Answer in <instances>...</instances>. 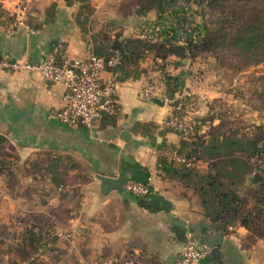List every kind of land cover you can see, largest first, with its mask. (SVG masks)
Wrapping results in <instances>:
<instances>
[{"label":"crops","instance_id":"1","mask_svg":"<svg viewBox=\"0 0 264 264\" xmlns=\"http://www.w3.org/2000/svg\"><path fill=\"white\" fill-rule=\"evenodd\" d=\"M127 1L0 0V55L37 63L61 44L71 59H86L91 53L109 57L118 35L121 39H144L145 30L157 32L159 25L163 33L154 36L170 42L175 32L169 30L174 21L168 11L160 7L145 10L137 4L127 13ZM22 4L26 14L18 25L16 11ZM178 60L169 58L165 70L174 88L189 91L199 103L195 121L196 135H204L201 142L196 141V135L187 139L165 129L171 108L159 99L146 101L139 96L147 75L156 67L151 52L134 64L124 61L111 71L121 84L117 114L103 117L93 130L56 119L54 114L63 105L65 94L61 83L35 72L0 70V155L14 159L15 182L38 188L39 179L47 176L52 194L76 197L71 207L58 203L61 200L56 196L51 199L52 209H65L68 214L60 222L66 228L53 236L60 240L59 257H70L71 262L58 264L125 258L143 264H176L188 231L207 242L211 251L219 248V259L210 253L202 264H257L264 260V238L252 226H244L242 217L223 214L214 199L210 175L216 173L212 166L215 158L204 149L210 143L211 128L220 120L211 113L212 101L207 99L211 92L185 69L191 61ZM174 147L185 153L196 148L198 165L184 170L168 163L161 151ZM41 170L46 174L37 172ZM251 173L252 168L248 175ZM66 174L70 177L67 184ZM99 175L125 177L124 184H147L155 192L139 198L107 191ZM2 187L8 185L0 180L4 191ZM2 200L4 208L8 206L18 216L24 214L20 197L4 191Z\"/></svg>","mask_w":264,"mask_h":264},{"label":"rangeland","instance_id":"2","mask_svg":"<svg viewBox=\"0 0 264 264\" xmlns=\"http://www.w3.org/2000/svg\"><path fill=\"white\" fill-rule=\"evenodd\" d=\"M138 2L139 0L127 1L125 11L127 13L133 11ZM167 5L163 4L165 11L169 12L166 15L174 21V26L173 24L170 25V32L174 34L172 29H186L185 31L191 34L192 38L190 37V39L197 43L200 42V32L203 31V25L205 23L210 24L219 15V11L212 15V11L207 9L205 5L199 7L190 4L189 8L192 12L182 13L183 15L179 12L178 16L181 20H178V16L169 11ZM187 26L189 30H187ZM157 27V32L147 33L148 30H145L141 36L145 35L143 38L150 41H163L154 36L156 33H163V27L161 28V25ZM180 39L177 38L174 42L176 44L182 42L183 40ZM178 61H191L188 64L189 66H185L186 71L191 72L196 80H201L208 91L211 92L207 99L212 101L213 111L211 113L213 117L218 118L221 123L219 124L220 128L215 133L219 139L222 140L224 135L241 139L243 136H253L260 133V131H264V61L248 63V60L238 55L237 51L223 48L204 53L195 59H191L189 56L186 60L181 59ZM260 149H262V146H260ZM235 156L244 157L252 163V173L246 176L238 191L243 198V203L247 206L244 215L247 213L255 214L257 210L253 211L254 206L261 205V199H264V182L256 185L251 184L249 178L255 171L264 176V157L263 159L251 158L243 152H236ZM257 166L259 167L257 168ZM14 169V159L8 158L4 154L0 155V180H2V183L5 181L8 185V187L2 188L13 198L19 199L20 197L25 206L24 214L21 216L10 210L8 206L4 208L1 202L3 201L4 191H1L0 264H58L61 261L71 262L70 257H59L62 252L58 248L60 247V240H56L53 236L58 229L66 228L61 224V220L66 218L68 214L65 209H52L51 199L56 196L57 199L61 200L58 203H63L65 207H71L75 205L76 197L74 199V195H67V193L65 196L63 193L52 194L51 179L47 176L39 179L41 183L37 184L38 188L27 187L23 182H19L17 185L12 174ZM37 172L41 175L46 174L42 170ZM69 178L66 174V184ZM35 189H38L39 192H35ZM45 190L49 192H44ZM261 207L263 211L258 215V218H249L254 223L252 229L258 236L264 238V206ZM38 208L40 211L37 210ZM15 222L17 223L15 224ZM56 251H59V253ZM56 253L59 255H53ZM44 255L49 258L42 257Z\"/></svg>","mask_w":264,"mask_h":264},{"label":"built area","instance_id":"3","mask_svg":"<svg viewBox=\"0 0 264 264\" xmlns=\"http://www.w3.org/2000/svg\"><path fill=\"white\" fill-rule=\"evenodd\" d=\"M25 14L26 5L22 4L16 11L15 20L18 25L23 22ZM123 62L120 50H114L109 57L91 53L86 59H71L63 46L58 44L37 63L27 60L15 61L0 55V70L11 73L35 72L45 80L61 83L65 87V94L62 99L63 105L54 114L56 119L65 125H79L93 130L100 119L117 114L116 97L121 84L110 73ZM139 96L146 101L159 99L161 103L171 108V116L164 121L165 129H171L187 139L196 135L195 116L199 103L193 99L189 91L171 90L168 73L161 67L151 69L146 77V83L139 90ZM161 155L168 163L179 169L192 170L199 163V157L195 153H185L176 147L163 149ZM124 188L127 193L139 198L149 197L155 192L149 185L134 181H127ZM1 191L0 188V194ZM210 253L211 246L188 231L185 234V247L176 264H202ZM96 264L143 263L135 258H125L116 261L99 260ZM257 264H264V260Z\"/></svg>","mask_w":264,"mask_h":264},{"label":"trees","instance_id":"4","mask_svg":"<svg viewBox=\"0 0 264 264\" xmlns=\"http://www.w3.org/2000/svg\"><path fill=\"white\" fill-rule=\"evenodd\" d=\"M138 4L145 10L155 7L163 9V4H168V10L177 16L179 12L187 13L186 8H189L190 4L199 7L205 5L212 11V15L216 11H219V15L210 24L203 25L199 43L190 39L191 34L184 29L181 31L172 29L175 34L171 39L173 41L170 40V42L142 38L121 39L118 35L113 47L114 50H120L123 61L134 64L147 52H151L155 66L166 71L165 63L171 57L186 60L190 56L191 59H195L220 48L237 51L238 55L248 60V63L264 61V0H139ZM178 20H181L179 16ZM178 37H181L183 41L176 44L174 41ZM168 77L169 88L176 91L177 88L173 87L171 76L168 75ZM219 128V125L211 128L209 132L211 140L204 149L208 156L215 158L212 166L216 169V173L210 175L213 196L223 214L234 218L242 217V224L250 228L254 223L249 217L258 218L263 211L261 206H264V199H261V205L254 206L253 211L257 210L255 214L244 215L247 206L243 203L238 189L252 167L244 157L235 156V153L243 152L251 158L263 159L264 131L253 136H243L241 139L224 135L221 140L215 134ZM195 138L197 142H201L204 135L197 134ZM191 153L199 157L196 148ZM2 163L5 164L3 161Z\"/></svg>","mask_w":264,"mask_h":264},{"label":"water","instance_id":"5","mask_svg":"<svg viewBox=\"0 0 264 264\" xmlns=\"http://www.w3.org/2000/svg\"><path fill=\"white\" fill-rule=\"evenodd\" d=\"M126 136H128L127 133H125ZM101 182L103 187L105 188V190L107 191H112V190H116L118 193H125L126 190L123 186L124 181H125V177H118V178H114V177H108V176H103V175H99L97 177ZM251 184H258V183H262L264 182V176L258 172L255 171L253 173V175L249 178ZM211 253L219 259V248L214 247L213 250L211 251Z\"/></svg>","mask_w":264,"mask_h":264}]
</instances>
